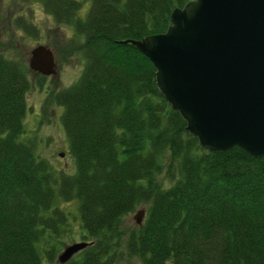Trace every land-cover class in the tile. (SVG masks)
<instances>
[{"label": "trees", "instance_id": "obj_1", "mask_svg": "<svg viewBox=\"0 0 264 264\" xmlns=\"http://www.w3.org/2000/svg\"><path fill=\"white\" fill-rule=\"evenodd\" d=\"M16 1L39 3L69 31L52 46L61 59L79 55L81 69L46 91L61 106L74 164L65 172L24 132L31 70L0 41V264H52L74 228L60 202L74 199L89 243L62 264L132 255L141 264H264V159L237 145L202 147L158 90L152 62L118 41L164 30L187 0H88L82 13L84 0ZM9 18L36 34L30 18ZM143 203L141 223L124 231L122 216Z\"/></svg>", "mask_w": 264, "mask_h": 264}, {"label": "water", "instance_id": "obj_2", "mask_svg": "<svg viewBox=\"0 0 264 264\" xmlns=\"http://www.w3.org/2000/svg\"><path fill=\"white\" fill-rule=\"evenodd\" d=\"M129 42L152 62L158 90L210 150L237 145L264 159V0H187L169 12L164 30ZM27 67L56 72L52 49L30 47ZM144 209L133 217L140 224ZM86 240L65 244L62 264Z\"/></svg>", "mask_w": 264, "mask_h": 264}, {"label": "rangeland", "instance_id": "obj_3", "mask_svg": "<svg viewBox=\"0 0 264 264\" xmlns=\"http://www.w3.org/2000/svg\"><path fill=\"white\" fill-rule=\"evenodd\" d=\"M88 0H84L81 8V13L87 5ZM16 14H22L31 21L38 28L34 36L23 34V32L16 30L9 18ZM69 35V31L64 26L56 25L51 17L43 11L41 5L37 2L23 4L16 0H0V41L2 42L4 53H14L24 56L26 63L27 53L30 47L36 43L48 45L53 53L56 62V72L50 75H43V83L36 85L39 73L30 71L29 77L32 84L25 93V101L28 110L23 118L24 132L27 136L32 134L38 142L37 151L45 157L50 165L62 171L71 172L74 169L73 159L68 154L67 140L64 138V132L60 124L59 114L61 106L46 102V91L58 89L60 87L70 84L78 76L81 69V59L77 54L68 56L66 59H61L54 50L52 44L57 42L60 37ZM12 43L16 47L12 49ZM42 76V75H41ZM162 177V173L159 174ZM162 183L166 185L168 179H161ZM62 207L67 210L68 217L71 223H74V228L69 238H65V243H70L75 240H81L80 230L82 233L85 229L80 226V218L77 209V201L74 199L60 202ZM145 203L138 205L133 211L126 213L121 218V227L124 231L136 225L133 214L139 207L145 208ZM73 216L74 219L72 218ZM80 226V229L78 228ZM62 246H64V244ZM126 264H141L137 256H128L123 260ZM52 264H58L55 259ZM166 264H170L167 260Z\"/></svg>", "mask_w": 264, "mask_h": 264}]
</instances>
